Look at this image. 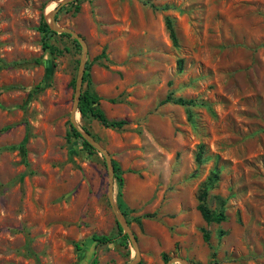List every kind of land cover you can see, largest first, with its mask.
<instances>
[{
	"label": "rangeland",
	"instance_id": "obj_1",
	"mask_svg": "<svg viewBox=\"0 0 264 264\" xmlns=\"http://www.w3.org/2000/svg\"><path fill=\"white\" fill-rule=\"evenodd\" d=\"M59 1L0 0V264H127L105 159L69 137L81 47L55 32L56 54L42 48L40 16ZM56 20L86 41L82 91L127 121L76 119L119 165L113 198L137 264H264V0H74ZM168 94L193 101L191 119ZM212 170L220 223L196 208Z\"/></svg>",
	"mask_w": 264,
	"mask_h": 264
},
{
	"label": "trees",
	"instance_id": "obj_2",
	"mask_svg": "<svg viewBox=\"0 0 264 264\" xmlns=\"http://www.w3.org/2000/svg\"><path fill=\"white\" fill-rule=\"evenodd\" d=\"M78 1V0H76ZM79 10V6L75 5L74 7V11L77 12ZM56 19H57V14H56ZM165 26L169 32V37L172 41L173 45H177V36H176V32L174 30L173 27V22L172 19L170 17H165ZM38 29L40 30V32L42 33V48L44 50H48L50 53L56 54V52L58 51V49L49 43V38L51 35L56 34L54 31L50 30L47 22L44 19V16L41 14L40 16V23L38 26ZM61 36H70L67 33H61ZM72 41L74 42L76 47H79V44L77 42V40L72 39ZM79 49V48H78ZM103 54L101 53L100 55H98L97 57L102 56ZM39 60L36 59L35 63H38ZM29 63V62H28ZM89 68H90V63L85 64V69H84V74H83V83L85 81H87L88 85H89ZM72 86H74V79H72ZM162 102H173L175 104L184 106L187 112V117L189 119H191V110H190V105H193V101L192 100H187L184 99L182 97H177V98H173L170 94L166 95V97L164 98V100ZM78 110L80 112V116L82 119H95L97 120L102 126L104 127H108V128H121L126 124V120L125 119H109L104 111L100 108L99 106V96L96 95L92 90H90L88 87L86 89H84L81 93L80 96V100H79V105H78ZM72 136L73 138H77V139H81L82 140V144L83 146L90 151L94 150V148L86 141L84 140L80 133L77 131V129H75L71 124H70V132H69V137ZM204 158H203V147L202 145H200L198 147V150L196 151L195 154V161L197 164H201L203 162ZM113 166H114V177L116 178L119 186L122 184V177L119 174V165L116 161L113 160ZM218 179V173L216 170H212L210 172V174L207 176V178L204 180V182L200 185L199 187V193L197 196V210L200 212L203 220L206 223H211V222H215V223H220L223 220H225V214H224V210L222 207H218V208H210L208 207L207 203H206V198L208 195V190L210 187H212V185L217 181ZM219 203H221L223 205V201L220 198L219 199ZM128 221V220H127ZM129 223V221H128ZM119 231L121 232L122 229L121 227L117 224ZM203 237L205 240L208 239V232L206 231V229H203ZM92 240L95 242V244H106V243H110L112 241V238L109 235H100V234H92L91 236ZM124 239H127L128 236L126 234L123 235ZM162 258L164 261H168V258L166 257V255H162ZM93 264H95V260H93Z\"/></svg>",
	"mask_w": 264,
	"mask_h": 264
},
{
	"label": "water",
	"instance_id": "obj_3",
	"mask_svg": "<svg viewBox=\"0 0 264 264\" xmlns=\"http://www.w3.org/2000/svg\"><path fill=\"white\" fill-rule=\"evenodd\" d=\"M74 0H60L57 6L52 8L46 16V22L50 30L56 32V33H67L71 35L77 42L79 43L81 47V56L79 59L78 64V71L75 78V84H74V94H73V101L72 106L70 110V124L77 129V131L80 133L81 137L86 140L94 149L99 151L106 162V167L108 171V184H107V197L109 200V203L111 205L112 211L115 215L117 224L121 227L124 234L128 236L130 239V242L135 250V256L134 258L128 262L127 264H137L139 261V249L137 247V240L136 236L129 227V224L127 222V219L123 216L122 212L120 211L118 205L114 201L113 198V192H114V166H113V160L109 154V152L103 148V146L93 137L88 131L81 130L77 124V114H80L78 110L79 100L82 92V83H83V74L86 64V58H87V44L85 39L77 33L72 28H69L67 26H61L57 23L56 20V14L59 10V8L62 5H65L69 2H72ZM176 262H180L182 264H186V260L180 257L171 258L167 261L166 264H173Z\"/></svg>",
	"mask_w": 264,
	"mask_h": 264
},
{
	"label": "bare ground",
	"instance_id": "obj_4",
	"mask_svg": "<svg viewBox=\"0 0 264 264\" xmlns=\"http://www.w3.org/2000/svg\"><path fill=\"white\" fill-rule=\"evenodd\" d=\"M51 9V8H50Z\"/></svg>",
	"mask_w": 264,
	"mask_h": 264
}]
</instances>
